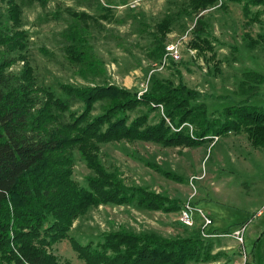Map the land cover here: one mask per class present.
I'll list each match as a JSON object with an SVG mask.
<instances>
[{"label":"trees","instance_id":"trees-1","mask_svg":"<svg viewBox=\"0 0 264 264\" xmlns=\"http://www.w3.org/2000/svg\"><path fill=\"white\" fill-rule=\"evenodd\" d=\"M47 1L0 0V264H69L61 263L53 253V246L65 239L84 264L217 262L221 254L212 253L211 239L202 238L200 232L167 238L111 231L86 243L69 232L75 220L100 205H132L164 213L181 210L175 199L140 186H125L114 171L99 162L102 144L139 141L165 148L187 147L242 131L254 148L264 150V105L247 104L258 94L264 78L245 74L239 84L245 101L224 108L218 117L207 112L199 102L200 94L185 85L179 71L177 83L151 75L147 91L137 98V92L102 79L105 67L90 52L89 39L85 38L92 29L103 28L99 18L112 20L113 6L128 0H92L102 15L97 18L68 9L70 23L62 35L67 56L80 66L81 77L90 80L89 84L60 83L58 94L35 77L26 56L29 35L22 23L25 7L34 3L43 7ZM218 1L187 0L178 10L165 13L153 26L148 58L155 61L163 55L167 35L180 17L194 20L188 45L199 55L205 50L213 55V39L201 13ZM227 2L242 4L247 14L250 6L263 0H222L221 6ZM80 34L86 36L80 38ZM84 44L89 49H82ZM18 62L23 63L21 68L13 69ZM76 103L79 111L72 109ZM98 103L101 111L92 116ZM159 107L162 113L150 123V114ZM140 108L145 112L130 116ZM188 125L193 129L191 134ZM75 151L90 172L85 186L72 180ZM164 175L178 179L170 171Z\"/></svg>","mask_w":264,"mask_h":264},{"label":"rangeland","instance_id":"rangeland-1","mask_svg":"<svg viewBox=\"0 0 264 264\" xmlns=\"http://www.w3.org/2000/svg\"><path fill=\"white\" fill-rule=\"evenodd\" d=\"M186 1L128 0L124 5L113 6V18L108 21L97 17L102 12L92 0H48L43 7L34 3L25 7L22 14L23 29L29 35L28 62L39 84L58 94L60 83L88 85L90 80L81 77L80 66L67 56L62 37L70 23L67 10L84 12L99 18L103 27L92 29L88 36L80 34V38L89 39L90 52L105 67L102 79L107 84L137 92L138 98L145 93H141L142 85L149 82L151 75L177 83L179 71L185 85L200 94L199 102L207 112L218 117L224 108L245 101L239 93L245 74L264 78V0L260 5L250 6L247 14L242 4L227 2L222 7V0L201 13L213 39V55L206 50L199 55L197 49L182 39L186 32L191 34L194 20L180 17L164 46L180 42L181 60H167L158 68L154 64L165 56V50L155 61L147 56L153 26L165 13L178 10ZM86 48L84 44L82 49ZM22 64L18 62L13 69H20ZM247 104L264 105V80L259 84L258 94ZM79 106L76 103L72 109L79 111ZM158 109L160 112L150 114V123L158 120L162 108ZM100 111L98 103L91 114ZM143 111L144 108L136 109L130 116L134 118ZM192 130L189 126L190 134ZM215 138L187 147L165 148L139 141L102 144L99 162L106 170L114 171L127 187L140 186L175 199L181 208L191 202L207 215L212 220L206 229L213 236L212 253L221 254L220 260L209 264H264V150L254 148L242 131ZM168 171L178 179L165 176ZM89 173L75 151L72 180L85 186ZM179 217V212L100 205L75 220L69 236L86 243L97 241L103 233L125 230L175 238L197 233L203 225L197 213L191 228L182 226ZM242 225L243 244L230 236ZM53 253L61 263L84 264L66 239L53 246Z\"/></svg>","mask_w":264,"mask_h":264},{"label":"built area","instance_id":"built-area-1","mask_svg":"<svg viewBox=\"0 0 264 264\" xmlns=\"http://www.w3.org/2000/svg\"><path fill=\"white\" fill-rule=\"evenodd\" d=\"M189 36V33L182 36L183 40H187ZM181 43H169L165 47V56H163L160 60L155 62L154 66L160 68L162 67L165 63H167V60H171L173 62H178L181 60V53H180V46ZM189 53L192 54V52L189 50ZM148 83L146 82L144 85H142L141 93H144L148 89ZM215 138V137H214ZM217 138V137H216ZM215 138V139H216ZM192 182V178H191ZM194 213H197L200 219L203 221V225L200 229V235L204 239H210L213 237L210 233L206 232V229L212 225V220L207 217L200 209L194 208L191 204V202H186L182 205L181 210L179 211L180 217H179V222L181 223L182 226L186 228H191L193 227L194 221H193V216ZM245 231V226L242 225L235 229L232 234L230 235L232 238L236 239L239 243L243 244V234ZM224 236V235H223Z\"/></svg>","mask_w":264,"mask_h":264}]
</instances>
